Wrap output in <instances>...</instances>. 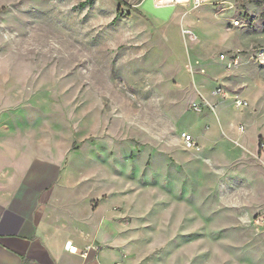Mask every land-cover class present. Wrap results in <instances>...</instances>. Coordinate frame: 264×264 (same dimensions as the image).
Returning a JSON list of instances; mask_svg holds the SVG:
<instances>
[{"label":"rangeland","instance_id":"rangeland-1","mask_svg":"<svg viewBox=\"0 0 264 264\" xmlns=\"http://www.w3.org/2000/svg\"><path fill=\"white\" fill-rule=\"evenodd\" d=\"M88 1L0 0L14 177L60 162L118 264H264V0Z\"/></svg>","mask_w":264,"mask_h":264},{"label":"crops","instance_id":"crops-1","mask_svg":"<svg viewBox=\"0 0 264 264\" xmlns=\"http://www.w3.org/2000/svg\"><path fill=\"white\" fill-rule=\"evenodd\" d=\"M12 122H0V264H118L120 252L108 226L64 211L58 195L60 162L36 155L11 170ZM4 147V148H2ZM62 212L61 215H58ZM96 219V220H95ZM67 241L76 248H65Z\"/></svg>","mask_w":264,"mask_h":264},{"label":"built area","instance_id":"built-area-1","mask_svg":"<svg viewBox=\"0 0 264 264\" xmlns=\"http://www.w3.org/2000/svg\"><path fill=\"white\" fill-rule=\"evenodd\" d=\"M149 1H152L151 3L156 8H172L175 6H181V7L192 9V8H196V7L200 6L203 3L211 2V1H215V0H149ZM233 23L236 26L239 25L238 20H234ZM237 62H238L237 58H232V59L228 58L226 65L228 68H230L231 66L236 65ZM233 103H234L235 107H237V108H245L248 105V102L246 99H242L239 97L234 99ZM185 139L188 140V142H190V136L189 135H185ZM261 147L264 148V142L261 144ZM65 248L70 250V251L76 250V248L71 245L70 241L66 242Z\"/></svg>","mask_w":264,"mask_h":264},{"label":"trees","instance_id":"trees-1","mask_svg":"<svg viewBox=\"0 0 264 264\" xmlns=\"http://www.w3.org/2000/svg\"><path fill=\"white\" fill-rule=\"evenodd\" d=\"M88 2H91V0H90V1H88Z\"/></svg>","mask_w":264,"mask_h":264},{"label":"bare ground","instance_id":"bare-ground-1","mask_svg":"<svg viewBox=\"0 0 264 264\" xmlns=\"http://www.w3.org/2000/svg\"><path fill=\"white\" fill-rule=\"evenodd\" d=\"M152 2V1H151Z\"/></svg>","mask_w":264,"mask_h":264}]
</instances>
